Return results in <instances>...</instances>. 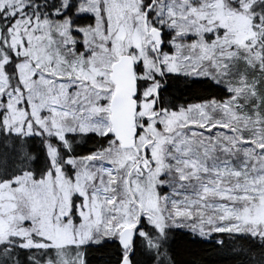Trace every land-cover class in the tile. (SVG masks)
Returning a JSON list of instances; mask_svg holds the SVG:
<instances>
[{
    "label": "snow or ice",
    "instance_id": "snow-or-ice-1",
    "mask_svg": "<svg viewBox=\"0 0 264 264\" xmlns=\"http://www.w3.org/2000/svg\"><path fill=\"white\" fill-rule=\"evenodd\" d=\"M0 225V264H264V0H0Z\"/></svg>",
    "mask_w": 264,
    "mask_h": 264
},
{
    "label": "trees",
    "instance_id": "trees-1",
    "mask_svg": "<svg viewBox=\"0 0 264 264\" xmlns=\"http://www.w3.org/2000/svg\"><path fill=\"white\" fill-rule=\"evenodd\" d=\"M192 79L195 78L188 79L184 77H179L169 80V83L171 84L178 83L180 85V88L184 89L182 92L179 89H173L176 92L178 103L191 102L195 98L193 95V91L191 89L185 88V84L191 83ZM102 142H103L102 139L99 137L88 138L85 141L75 145V152L76 154L79 155L87 154L90 151H95L96 147ZM34 143L36 147L39 148L40 146L39 138H36ZM189 237L191 239H196V240L200 239L199 237H192L191 234H189ZM219 238L227 239V237L224 235H221ZM214 245H215L214 239L195 245V247L202 250V255L204 256L205 264H238V262H236L234 259H229V258L221 259V257L224 254L218 253ZM89 260H90V264H116L117 255L115 252V247H111L99 251L93 249L90 252Z\"/></svg>",
    "mask_w": 264,
    "mask_h": 264
},
{
    "label": "water",
    "instance_id": "water-1",
    "mask_svg": "<svg viewBox=\"0 0 264 264\" xmlns=\"http://www.w3.org/2000/svg\"><path fill=\"white\" fill-rule=\"evenodd\" d=\"M114 78L119 82L121 96L119 107V120H120V133L127 138V141H131L130 129L132 128L133 113L131 108L134 105L129 104L131 92L134 89L133 74L131 70V64L127 61V58H122L120 66L117 72L114 74Z\"/></svg>",
    "mask_w": 264,
    "mask_h": 264
},
{
    "label": "rangeland",
    "instance_id": "rangeland-1",
    "mask_svg": "<svg viewBox=\"0 0 264 264\" xmlns=\"http://www.w3.org/2000/svg\"><path fill=\"white\" fill-rule=\"evenodd\" d=\"M216 15L221 16L226 22L230 23L233 31L236 32L237 37L241 40L249 35L246 21L242 17H233L232 14L225 13L223 9L219 7L216 12ZM55 183L59 185V188L56 190V196H59L61 191H67L70 187L69 184L65 181L64 177H61ZM37 191L44 193L45 197H53V199L56 198L53 196V181L51 179H49L46 185H44ZM0 228H3V225H0ZM57 237L61 241H65L66 239L63 233H58ZM67 239H70V236L67 237Z\"/></svg>",
    "mask_w": 264,
    "mask_h": 264
}]
</instances>
